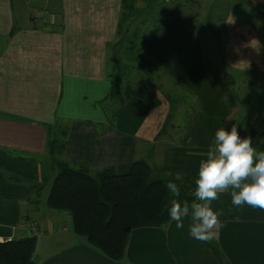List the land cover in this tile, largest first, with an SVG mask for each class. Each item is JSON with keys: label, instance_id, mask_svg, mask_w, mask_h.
<instances>
[{"label": "crops", "instance_id": "1", "mask_svg": "<svg viewBox=\"0 0 264 264\" xmlns=\"http://www.w3.org/2000/svg\"><path fill=\"white\" fill-rule=\"evenodd\" d=\"M231 2L222 30L211 26L219 42L203 43L175 16L149 43V55L193 96L196 107L179 127L165 91L111 101L109 57L123 0H0V241L31 236L26 224L36 221L43 235L33 264H264V210L235 207L228 192L212 202L222 225L213 241L190 238L187 222L183 229L175 222L139 227L120 261L77 234L68 213L47 205L50 143L62 130L61 159L91 174H123L141 160L165 178L179 173L192 188L223 124L264 150V96L242 122L235 91L240 80L243 95L264 90V0Z\"/></svg>", "mask_w": 264, "mask_h": 264}, {"label": "trees", "instance_id": "2", "mask_svg": "<svg viewBox=\"0 0 264 264\" xmlns=\"http://www.w3.org/2000/svg\"><path fill=\"white\" fill-rule=\"evenodd\" d=\"M127 1L123 0V9ZM132 96L142 95L131 91L125 97ZM64 149V138L51 141V162L56 172L47 205L68 213L73 230L111 260L123 259L135 228L161 227L169 222L165 182L171 178L161 176L141 160L123 174L113 168L91 174L61 159ZM177 183L181 184V200L194 199L193 188L187 182ZM36 245L37 239L32 236L0 241V264H33Z\"/></svg>", "mask_w": 264, "mask_h": 264}, {"label": "rangeland", "instance_id": "3", "mask_svg": "<svg viewBox=\"0 0 264 264\" xmlns=\"http://www.w3.org/2000/svg\"><path fill=\"white\" fill-rule=\"evenodd\" d=\"M231 4V0H128L119 36L109 57L110 81L118 95L112 103H119L131 91L142 97L155 98V91L162 90L169 97L173 124L183 126L188 112L196 107L193 96L182 88L184 85L177 83L178 87L159 62L149 55V43L172 17L180 16L192 34L203 43L213 45V39L221 40V32L214 36L211 26L222 30V18ZM259 87L252 88L256 91L255 97L243 95L241 80L235 87L239 98L237 108L244 114L242 122L250 121L253 116H248L249 112L253 115L260 108L264 90ZM63 136L64 130L60 132L59 140H63ZM55 172L53 170V174Z\"/></svg>", "mask_w": 264, "mask_h": 264}, {"label": "clouds", "instance_id": "4", "mask_svg": "<svg viewBox=\"0 0 264 264\" xmlns=\"http://www.w3.org/2000/svg\"><path fill=\"white\" fill-rule=\"evenodd\" d=\"M264 145V138L260 140ZM182 176L167 180L169 195L166 210L169 222L177 229L185 228L190 238L211 242L221 227L220 215L212 202L228 192L231 204L264 210V150H260L250 137H242L237 127L216 129L208 148L199 162L191 201L181 200Z\"/></svg>", "mask_w": 264, "mask_h": 264}, {"label": "built area", "instance_id": "5", "mask_svg": "<svg viewBox=\"0 0 264 264\" xmlns=\"http://www.w3.org/2000/svg\"><path fill=\"white\" fill-rule=\"evenodd\" d=\"M26 228L29 230V234L32 237H35L37 240H39L43 235V230L41 229L40 225L36 221H29L26 224ZM58 229H64L65 230L68 228L67 227H63V228L55 227L53 230L55 231Z\"/></svg>", "mask_w": 264, "mask_h": 264}, {"label": "water", "instance_id": "6", "mask_svg": "<svg viewBox=\"0 0 264 264\" xmlns=\"http://www.w3.org/2000/svg\"><path fill=\"white\" fill-rule=\"evenodd\" d=\"M25 238V237H24Z\"/></svg>", "mask_w": 264, "mask_h": 264}]
</instances>
